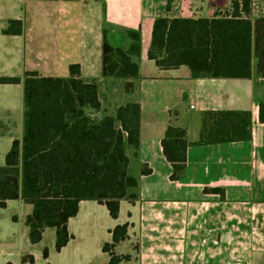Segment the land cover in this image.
Masks as SVG:
<instances>
[{
    "label": "crops",
    "instance_id": "crops-1",
    "mask_svg": "<svg viewBox=\"0 0 264 264\" xmlns=\"http://www.w3.org/2000/svg\"><path fill=\"white\" fill-rule=\"evenodd\" d=\"M233 1L0 0V77L23 79L32 71L66 78L77 64L81 77L97 85L102 114L115 115L129 102L140 105L138 156L127 148L129 173L139 179L138 200L122 201L117 219L104 205L82 201L68 222L73 238L66 247L89 230L108 237L103 245L111 243V231L129 223L128 238L115 253L131 258L120 264H264V123L255 97L264 96V77L258 58L253 55L251 79H193L185 66L163 70L148 59L158 18H212L231 12ZM251 2L255 21L264 16V0ZM11 20L22 21L21 35L3 33ZM105 29L111 44L122 47L129 45L126 31L140 33L138 79L103 77ZM128 82L134 83L131 92L125 91ZM23 95L22 83L0 84V127L6 130L0 129V145L8 152L22 137ZM207 111L251 112V140L198 145ZM13 121H20V138L9 133ZM169 125L186 129L190 143L186 171L176 181L162 148ZM145 165L151 173L142 175ZM213 189H222L224 198Z\"/></svg>",
    "mask_w": 264,
    "mask_h": 264
},
{
    "label": "trees",
    "instance_id": "trees-1",
    "mask_svg": "<svg viewBox=\"0 0 264 264\" xmlns=\"http://www.w3.org/2000/svg\"><path fill=\"white\" fill-rule=\"evenodd\" d=\"M6 35H21L23 23L11 20ZM127 47L114 46L103 31L102 75L118 79L140 77L141 36L128 30ZM264 77V16L252 20L251 0L233 1L231 12L212 18H158L153 27L148 59L163 70L187 67L193 79H251L252 58ZM23 84V123L21 140L12 142L0 166V209L8 201L21 200L32 206L25 225L29 241L38 244L47 228L55 229V250L60 252L73 236L68 222L79 213L82 201L104 205L113 219L122 201L139 198V179L129 173L127 148L137 157L140 149V105L129 102L115 115L102 114L95 83L81 77L80 67L70 65L69 76L45 77L27 71L23 79L0 77V84ZM126 91L134 83H126ZM255 97L264 123V96ZM252 115L248 111H207L203 114L198 145L249 141ZM190 145L184 128L169 125L162 140L163 153L172 165L171 180H180L187 167ZM151 173L147 165L142 175ZM213 193L224 198L222 189ZM129 223L117 225L112 242L102 251L108 264L130 260L115 247L128 238ZM49 258L48 248L43 250ZM22 263L35 264L32 255Z\"/></svg>",
    "mask_w": 264,
    "mask_h": 264
},
{
    "label": "rangeland",
    "instance_id": "rangeland-1",
    "mask_svg": "<svg viewBox=\"0 0 264 264\" xmlns=\"http://www.w3.org/2000/svg\"><path fill=\"white\" fill-rule=\"evenodd\" d=\"M148 63L153 64L150 61ZM152 66V70L158 71L154 65ZM3 68L4 64L0 59V72ZM172 73L178 74L177 71ZM0 129L1 132H6L3 127ZM9 131L11 135L20 138V121L11 122ZM7 152L8 149L0 145V166L4 165ZM31 210L30 205L20 201H12L8 207L0 209V264H22V257L26 255H32L35 264H107L108 256L102 252V245L108 241V237L103 234H92L90 230L82 234V239L70 243L61 253L55 250V230L53 229H48L41 243H30L25 218ZM45 247L49 250L48 259L43 257ZM133 254L134 256L138 254L137 242H135Z\"/></svg>",
    "mask_w": 264,
    "mask_h": 264
}]
</instances>
